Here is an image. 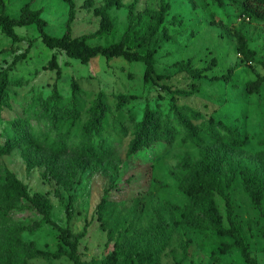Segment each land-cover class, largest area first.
<instances>
[{
    "label": "rangeland",
    "instance_id": "1",
    "mask_svg": "<svg viewBox=\"0 0 264 264\" xmlns=\"http://www.w3.org/2000/svg\"><path fill=\"white\" fill-rule=\"evenodd\" d=\"M121 1L125 7L109 11L114 32L86 42L119 41L127 25L126 6L134 3L132 14L140 22L126 35L125 43L131 51L143 53L137 37L146 32L160 3L166 2L169 10L149 43L155 48V71L165 76L158 84L167 89L144 83L142 62L121 57L106 62L97 56L83 64L46 47L33 25L16 27L20 40L14 44L0 32V144L11 138L16 145L9 155L0 157V264H5L7 252L10 264H74L57 253V231L6 189V171L24 183L30 195H42L52 220L68 227L71 238L85 231L76 247L80 264H101L112 251L113 242L106 243V231L97 220L96 206L103 196L126 216L127 232L118 241L131 251L153 252L161 264H172L175 258H182V264H244L235 248L220 250L232 238L209 228L194 229L165 207L166 203L179 207L190 203L178 187L202 163L215 178L224 223L228 200L249 249L264 264V218L251 202L259 188L264 190V84L258 93L245 91V83L263 74L264 67L242 61L232 33L241 31L255 57L264 63V23L243 18L231 6L219 7L212 0ZM73 2L72 36L93 33L99 25L94 10L103 0ZM24 3L41 10L48 34L64 33L66 2L6 0L8 15L18 17ZM164 33L169 41L161 40ZM23 53V58L13 61ZM51 57L60 69L59 78L47 67ZM186 60L198 69L211 68L204 78L192 79L173 66ZM230 71L228 83L211 80ZM118 94L124 95L122 105H118ZM146 108L153 111V121L169 128L172 135L130 152ZM209 117L235 129L243 143H234L218 126L213 135L206 133L203 125ZM186 125L194 126L197 143ZM238 160L253 169L245 175L233 171L230 162ZM137 199L144 202L140 212ZM261 205L264 209V197ZM6 206L9 212L2 215ZM66 207L71 211L69 222ZM192 210L196 213L198 207ZM174 218L178 225H173ZM37 250L58 256L44 258ZM120 259L136 264L127 254Z\"/></svg>",
    "mask_w": 264,
    "mask_h": 264
},
{
    "label": "trees",
    "instance_id": "2",
    "mask_svg": "<svg viewBox=\"0 0 264 264\" xmlns=\"http://www.w3.org/2000/svg\"><path fill=\"white\" fill-rule=\"evenodd\" d=\"M67 3V20L65 25V31L61 36H52L46 32L47 22L41 16L40 9H33L29 3H24L20 7L18 17H12L8 15L6 8V0H0V32L8 38L12 44L18 42L20 37L15 31L16 27H24L33 25L38 33L42 43L48 48H56L63 51L67 57L79 60L81 63L86 64L89 60L102 56L105 61L108 62L114 57H121L127 62H142L144 64L143 81L146 84L152 83L159 85L162 89H167L166 86L158 84L165 76L156 73L155 71V48L150 45L152 37L157 33L158 28L164 21V17L169 10V5L166 2H161L159 8L154 12L151 23L148 25L146 32L139 35L137 40L138 44L143 46V53L135 50L131 51L126 47V35L133 33L136 26L140 22V17L133 15L134 3L127 5L128 15L126 18V28L121 38L117 42H112L108 45H90L86 41L97 37H103L110 35L114 32V21L110 15V9H120L125 7L121 0H103L102 5L94 10L96 16L99 17L98 28L90 34H83L80 36H72L70 23L74 18V2L73 0H63ZM217 6L222 7L227 4L231 6L240 16L250 21L264 23V0H212ZM233 36L236 40V51L241 56L242 61L249 65H262L255 57V52L248 46L246 36L239 30H233ZM171 38L166 33L163 34L161 40L169 41ZM25 53L14 58V62L23 58ZM173 66L180 71H184L192 79H201L205 77L204 72L206 69H198L192 67L189 60L176 61ZM47 67L56 71V78H59L60 69L55 62L54 57H51L47 62ZM232 72L222 74L219 76H213L211 80L213 82L228 83L231 81ZM73 90H77V84L72 81ZM264 84V73L257 75L253 80L245 83V91L247 94L258 93L261 86ZM55 89V82L53 84V90ZM118 105H122L123 94H118ZM129 99H133L134 96H128ZM153 111L146 108L144 110L143 119L140 121L141 130L138 136L134 140L130 152L140 150L147 142L153 143L160 140H165L166 135H172L169 128L160 125L158 122L153 121ZM218 126L225 130L233 142L237 145H241L243 142L239 140L238 134L235 129L223 124L220 121H216L209 117L207 123L203 125V130L213 135V128ZM186 129L191 136L192 141L197 143L198 135L192 125H186ZM28 144H35L32 140H28ZM16 148L14 140L6 138L3 143L0 144V157L9 155L10 152ZM231 169L233 171H239L242 174H247L253 167L243 160L236 162H230ZM6 189L15 193L17 197L28 203L29 206L34 208L41 216L44 223L50 225L57 231L58 245L57 253L64 255L68 260L74 264H80L79 255L76 247L78 240L84 236L85 231H81L75 234L71 238L68 227H62L54 222L50 215V205L42 198L40 194L30 195L28 193L27 186L22 183L13 173L6 171L4 174ZM179 190L183 192L189 199L190 203H187L184 207L165 204V207L173 213V210L179 213L180 217L194 229L209 228L213 230L217 235L221 237H230L232 242L222 243L221 252L224 253L232 248H235L244 264H259L256 255L249 249L248 244L242 235L238 224L233 219L232 205L227 200L225 205V217L227 224L224 223L222 214L218 208L216 202V194L218 193L217 184L210 167L202 163L198 166L193 175L188 178L185 185H179ZM264 197V190L259 188L251 197V202L259 210L260 215L264 218V209L262 208L261 201ZM136 210L142 211L144 202L142 200H136ZM196 206L198 210L193 212L192 208ZM9 208L6 206L2 210V215H7ZM97 220L102 230L106 231V243L113 242V248L101 261V264H124L125 261L121 260V255L127 254L128 260L135 262L136 264H161L156 254L153 252H144L140 250L131 251L118 241V238L127 232L128 222L126 216L116 211V206L113 202L107 201L103 196L96 206ZM65 218L69 222L71 219V211L65 208ZM173 225H178L179 221L174 218ZM36 254L48 258L55 257L58 254L50 253L46 251L37 250ZM5 264H10L11 254L6 253ZM182 258H175L172 264H182Z\"/></svg>",
    "mask_w": 264,
    "mask_h": 264
}]
</instances>
